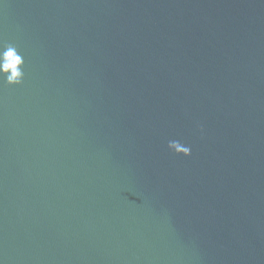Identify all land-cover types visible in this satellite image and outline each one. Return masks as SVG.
<instances>
[{
	"label": "water",
	"instance_id": "water-1",
	"mask_svg": "<svg viewBox=\"0 0 264 264\" xmlns=\"http://www.w3.org/2000/svg\"><path fill=\"white\" fill-rule=\"evenodd\" d=\"M3 44L0 264H264V0H0Z\"/></svg>",
	"mask_w": 264,
	"mask_h": 264
},
{
	"label": "clouds",
	"instance_id": "clouds-1",
	"mask_svg": "<svg viewBox=\"0 0 264 264\" xmlns=\"http://www.w3.org/2000/svg\"><path fill=\"white\" fill-rule=\"evenodd\" d=\"M24 64V58L15 45H0V80L9 86L21 85L25 77ZM197 128L203 134V126L198 123ZM167 148L176 155L188 157L192 154L191 146L180 140H169Z\"/></svg>",
	"mask_w": 264,
	"mask_h": 264
}]
</instances>
